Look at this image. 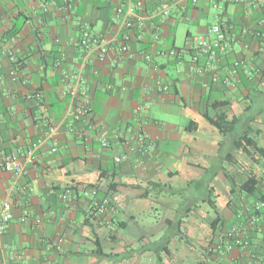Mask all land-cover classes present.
Listing matches in <instances>:
<instances>
[{
	"label": "crops",
	"instance_id": "crops-1",
	"mask_svg": "<svg viewBox=\"0 0 264 264\" xmlns=\"http://www.w3.org/2000/svg\"><path fill=\"white\" fill-rule=\"evenodd\" d=\"M161 2L131 7L135 22L127 29L115 11L117 5L128 11L127 0H0V156L18 150L25 162L19 173L0 167V200L13 208L1 242L18 256L8 264H171L169 249L160 252L163 237L157 234L164 226L168 248L180 240L193 254V238L208 240L200 262L264 264V220L244 230L249 249L221 238L233 224L242 227L254 202L236 184L253 176L264 194V157L251 146L233 145L246 133L264 149V40L257 35L264 27V0H171L167 15L158 12ZM181 22L193 24L194 32L186 29L178 46ZM216 22L223 23L226 39L210 67L203 55L193 59L190 37L206 34ZM84 28L113 38L103 60L93 46L81 45ZM122 41L125 54L118 49ZM234 62L240 67L235 79ZM214 71L220 80H212ZM226 77L232 84L222 82ZM224 99L230 102L227 118L236 121L222 135L202 112L207 103ZM86 100L90 116L75 118V108ZM192 122L196 127L186 130ZM51 125L57 128L55 152L47 135ZM94 127L105 130L106 146ZM121 154L127 158L115 163ZM112 166L117 191L112 209L98 217L82 188ZM209 167L219 173L208 185H188L204 181ZM180 177L186 187L179 191L193 200L206 198L212 186L225 220L218 236L201 203H191L186 213L168 205L166 197L177 192L171 183ZM159 206L169 210L160 219ZM179 214L182 239L171 235ZM210 250L213 256L219 252L217 262L208 257ZM4 258L0 254V264ZM187 259L184 254L181 261Z\"/></svg>",
	"mask_w": 264,
	"mask_h": 264
},
{
	"label": "built area",
	"instance_id": "built-area-1",
	"mask_svg": "<svg viewBox=\"0 0 264 264\" xmlns=\"http://www.w3.org/2000/svg\"><path fill=\"white\" fill-rule=\"evenodd\" d=\"M65 1H71V0H65ZM171 0H162L160 3V7L158 9V12L162 15H167L168 13V6L169 2ZM193 2H196L197 0H192ZM128 3V11L125 12L123 10L122 6H116L115 11L120 16L121 25L123 27H126L127 29H131L134 22L133 19H131L130 9L131 7H138L142 4V0H127ZM141 23V18L139 17L137 20V24L139 25ZM260 24L264 26V17L260 20ZM257 35L261 38V40H264V27L262 30L257 32ZM226 39V33L223 28L222 22H216L212 24L208 32L206 34L202 35H193L190 37V41L193 45L194 49V55L193 59H196L199 55H203L206 59V62L210 65V67H213V64L215 63L217 59L218 53L224 48V42ZM112 39H106L104 37H101L99 35H94L89 32L87 28H84L82 30V35L80 39L81 45L86 49L90 50L91 46H93L97 51V57L99 60H103L105 56L108 54L110 50V44ZM119 52L121 54L127 53V45L124 41L120 42L119 44ZM170 54H174V50H170ZM8 56L10 60H15V54L10 50L8 51ZM143 57L147 60L150 58L149 54H143ZM238 64L235 62V66ZM14 74V73H13ZM231 76L233 79L237 78L238 73L236 71V68H232ZM1 78V76H0ZM21 83L25 82V78L23 76L18 77ZM81 79L80 73L76 75V80L79 82ZM212 80L218 81L220 80L218 74L214 71L212 72ZM222 82L226 85L232 84L233 81L230 80V78L226 77L222 79ZM109 87V86H108ZM84 88V87H83ZM161 89H166V85L160 86ZM76 90H73L72 93L74 94ZM15 97V95L13 94ZM30 96V95H29ZM142 110V104H137L135 106L136 112H141ZM91 114L90 106L87 102V100L81 104L80 106L75 108V111L72 113L75 118H78L79 115H89ZM94 130L96 131V135L99 137L100 144L102 146L107 145V135L105 133V130H102L100 127H94ZM57 133V128L54 125L49 126L47 130V135L52 139V152L56 151L55 146V136ZM26 159L31 158V151L29 150L26 155ZM127 156L125 154L116 155L114 156L113 160L115 163H119L121 160L126 159ZM26 161V160H25ZM23 160L20 158V154L18 150L7 152L5 154H2L0 156V167L7 170V171H14L16 173H19L24 168ZM100 186L93 184L91 186H87L84 189V194H86L90 200L91 205L93 208V213L98 217H104L111 209H112V203L109 197L102 196L100 194ZM262 202L255 201L253 202V205L256 209L260 208L262 206ZM13 218V208L12 204L7 200H0V254L1 256H4V260L2 264H8L9 261L15 260L18 256L16 253L9 251L5 249L1 242V235L6 229L7 225L11 222ZM261 221V215L256 213H250L246 214L244 220L242 221V227H238L237 224H233L223 232H221V238L228 240L230 245H239L240 247L246 248L248 244L250 243L249 239L245 235L246 229H251L254 227H259L258 224ZM260 264V263H258Z\"/></svg>",
	"mask_w": 264,
	"mask_h": 264
},
{
	"label": "trees",
	"instance_id": "trees-1",
	"mask_svg": "<svg viewBox=\"0 0 264 264\" xmlns=\"http://www.w3.org/2000/svg\"><path fill=\"white\" fill-rule=\"evenodd\" d=\"M238 65L235 66V62L232 65V68L235 67L237 73H239V62H236ZM230 105V102L227 99L224 100H213L212 102H209L206 104V108L203 110L202 115L203 117L209 122L211 123L213 126H215L217 128V130L219 131V133H221L222 135L231 132L233 130V126L235 123V118H231L228 119L227 118V110L228 107ZM193 128H188L187 126L185 127L186 130H192L196 127V124L194 122H192ZM233 145L235 148H239V147H245V146H251L253 147L261 156L264 157V149L260 146L257 145L256 140L251 137L248 136L246 133L242 134L240 136H238L237 139L234 140ZM219 173V170L217 167L213 168V167H209L205 169L204 172V176H205V180H195L193 182H188V185L190 183H193V185H195V187L200 188L201 186H206L208 185L211 180L213 179V177L215 175H217ZM115 177V166H112V168L110 169H106V170H101V179L100 181H98L96 183V185L100 186V194L102 196H107L110 198L113 194L116 193L117 191V186H118V182L115 181L114 179ZM93 185V184H92ZM258 181L256 178H254L253 176L248 177L247 179H245V181H243L240 184H236V187L238 189H240L242 192H244L245 194H247L250 197L254 198V202L255 201H260L262 202V206H260V208L256 209L254 207V205L252 204V206L249 207V209H247L245 211V215L246 214H250V213H256L261 215V221L259 222L258 226L262 225V221L264 220V194H261V192L259 191L258 187ZM91 186V185H88ZM85 189V188H82ZM232 189V188H231ZM212 186L210 185L209 189H208V194L206 196V198H200V199H194L193 203H202V202H206L210 208L213 210L214 212V216L210 221V226L212 228V234L213 235H217L218 236V229L223 226L224 224V218L221 216V214L219 213V210L217 208L216 202L213 198V191H212ZM162 191V189H159L157 191V193H160ZM149 194V192H145L142 194V197H146ZM112 203V202H111ZM191 206H187L184 210L183 213L189 212L191 211ZM93 210V208H92ZM242 217H244V215H241ZM182 218V216H178V218ZM180 218L178 220V224L175 226L176 230H174V234L178 236V238H184L183 236V232L180 228ZM172 233V236L174 235ZM168 242L164 241L163 244L161 245L160 250L161 251H166L168 252V247H167ZM235 246H239V245H235ZM240 247V246H239ZM251 248V243L248 244V246L244 249H249ZM213 252L212 250L208 251L207 255L208 257H210V259H216L215 261H218V254L219 252L216 251L214 256L212 255ZM260 260V259H258ZM210 264L209 262H200L199 264ZM262 263V260L261 262Z\"/></svg>",
	"mask_w": 264,
	"mask_h": 264
},
{
	"label": "rangeland",
	"instance_id": "rangeland-1",
	"mask_svg": "<svg viewBox=\"0 0 264 264\" xmlns=\"http://www.w3.org/2000/svg\"><path fill=\"white\" fill-rule=\"evenodd\" d=\"M186 29L190 30L191 32H194L193 24L187 23V22L179 23V28H178V31L176 33V44L178 46H182V44L184 42ZM171 185L177 189V192H175L173 195H168L166 197L169 200L168 205H172L173 208L178 209L179 213H183L185 208L187 206H190L194 200H193V198H191L192 196L190 194H186V192H184V191H179L182 187H184V186L186 187L182 177L178 178L177 180H174L171 183ZM201 205H202V208H204L211 217L214 216L213 210L210 208V206L206 202H202ZM168 211L169 210H167L163 206H159L158 212L155 214V216L160 219V218H162V216L164 214L168 213ZM172 233L174 234V232L171 231V235H172ZM184 233H185V231H184ZM157 235H160L161 237H163V240L161 242L163 244V242L166 241L165 239L170 235V231L168 229H166V227L164 226V227H162V230H158ZM151 240H153V239H151ZM193 240H194V242L190 243L194 247V253L193 254H189L190 253L189 251H192V249H185L184 245L186 243L184 242V244H183V241H180V240H179V243L172 244L171 247L168 248L169 253H170L169 257L172 259L171 264H199L200 260L203 258V255L206 254V252L208 250V245H206L208 240L204 241L205 243H199L198 241H196L197 240L196 238H193ZM186 247L188 248V244ZM160 252L162 254L161 250H160ZM152 254L154 255V253H152ZM184 254H186L187 258H188L185 263L181 261L183 259ZM164 255H166V254H164Z\"/></svg>",
	"mask_w": 264,
	"mask_h": 264
}]
</instances>
